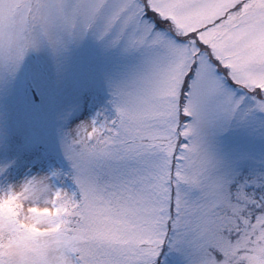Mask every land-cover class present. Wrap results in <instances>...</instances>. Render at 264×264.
Instances as JSON below:
<instances>
[{"label":"snow or ice","instance_id":"1","mask_svg":"<svg viewBox=\"0 0 264 264\" xmlns=\"http://www.w3.org/2000/svg\"><path fill=\"white\" fill-rule=\"evenodd\" d=\"M0 264H264V0H0Z\"/></svg>","mask_w":264,"mask_h":264}]
</instances>
